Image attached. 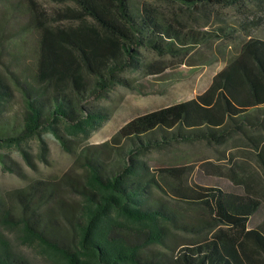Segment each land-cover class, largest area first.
<instances>
[{
    "label": "trees",
    "instance_id": "trees-1",
    "mask_svg": "<svg viewBox=\"0 0 264 264\" xmlns=\"http://www.w3.org/2000/svg\"><path fill=\"white\" fill-rule=\"evenodd\" d=\"M45 1L65 5L49 11L39 0H23L22 31L37 37L32 67L14 73L13 81L0 74V146L20 148L26 156L23 144L44 131L68 147L67 133L89 134L102 126L109 111L86 102L118 86L137 88L128 73H163L166 67L150 54L181 58L213 41L239 35L245 40L205 92L140 115L110 142L82 151L84 173L66 182L76 199H57L44 181L20 191L24 240L36 244L48 264H264L262 197L243 181L174 183L167 177L189 173L173 167L157 175L163 171L145 159L172 144L223 145L250 122L252 112H264V17L258 15L264 14V0H164L208 20L212 7L255 11L254 18L235 25L220 19L209 31L188 28L134 0ZM255 30L259 36H253ZM250 140L260 151L264 175V147ZM0 162L15 172L5 155ZM176 232L190 237L172 247ZM165 245L172 252L152 249ZM0 264L30 263L0 234Z\"/></svg>",
    "mask_w": 264,
    "mask_h": 264
},
{
    "label": "rangeland",
    "instance_id": "rangeland-1",
    "mask_svg": "<svg viewBox=\"0 0 264 264\" xmlns=\"http://www.w3.org/2000/svg\"><path fill=\"white\" fill-rule=\"evenodd\" d=\"M134 1L155 9L165 17L176 19L188 28L201 31L215 28L220 24V19L235 25V22L243 18H254L255 13L246 6L212 7L209 9L211 12L207 13L211 16L208 20L198 12H191L164 0ZM39 2L49 11L61 9L65 5L45 0ZM25 8L23 0H0V74L11 81L14 73L18 75L32 67L35 60L37 37L33 33L22 31L27 20ZM258 15L264 17L262 13ZM259 35V30L253 32L254 37ZM244 40L245 37L239 35L233 40L213 41L181 58H158L150 54V59L160 61L166 70L159 75L128 73L127 77L139 83L137 88L118 86L106 92V96L99 100L90 98L86 105L105 107L110 118L89 134L67 133L70 149L64 147L49 131L42 132L41 138L34 137L23 144L27 156L20 148L0 146V154L5 155L9 166L15 169L12 172L0 162V234L11 250L30 264H48L46 254L36 244H28L21 234L18 220L21 205L17 196L20 191L26 190L28 185L36 181H44L52 185L57 199H76L66 182L67 179H79L84 173L79 157L82 151L99 148L110 142L118 130L140 115L194 99L205 92L212 78L233 58ZM14 105L15 110L20 113L22 102L17 92ZM250 138L259 141L260 146L264 147L263 110L252 112L250 122H244L242 130L236 131L223 145L202 141L172 144L148 153L145 159L152 169L163 171L157 175L166 174L164 171L173 167L189 173L187 178L182 179L168 176L167 179L171 182L186 181L190 185H202L215 181L223 184L243 181L252 192L264 199V175L257 157L260 151L255 149ZM176 207L183 212L186 210L181 205ZM6 213L12 217L5 218ZM188 237L190 236L187 234L176 232L169 245L174 247ZM152 249L172 252L167 245ZM174 252H178V249Z\"/></svg>",
    "mask_w": 264,
    "mask_h": 264
}]
</instances>
